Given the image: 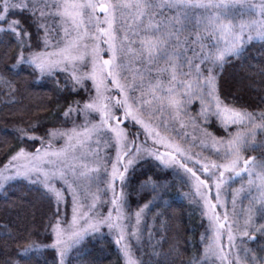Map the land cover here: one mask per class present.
I'll return each mask as SVG.
<instances>
[{
  "label": "snow or ice",
  "instance_id": "obj_1",
  "mask_svg": "<svg viewBox=\"0 0 264 264\" xmlns=\"http://www.w3.org/2000/svg\"><path fill=\"white\" fill-rule=\"evenodd\" d=\"M123 7L129 5L107 0L86 3L65 0L62 4L57 0H0V78L7 77L15 83L16 77L24 75L28 78L25 83L29 90L50 91L58 105L63 102L56 117L61 127L49 126L42 120L30 122L19 129L18 142L11 150L0 155V199L8 200L16 196L14 189H20L30 196L38 194L47 205L46 222L36 232L11 220L0 224L5 232L3 247L20 246L14 250V256L0 260V264H74L73 254L82 251L78 246L85 241L114 244L118 260L136 264L130 259V243L140 234L143 211L149 205L145 203L133 214L128 199L130 192L125 190L132 186L145 188L150 174L154 175L157 169L167 175L181 176L188 185L189 197L195 200L202 220H207L201 225L205 239L209 231L214 234L209 248L218 256L220 264L226 259L221 238L226 234L227 246L233 248L237 229L248 237L242 243L256 245L245 249V255L251 256L249 264H264V223L253 221L249 213L243 225L238 226L234 215H229L223 193V187L233 176H240L241 172L252 175L250 160L255 161V157H244L242 149L249 139H255L257 129L264 132V84L257 105L261 109L259 113L246 110L240 104V97L225 91L221 85L224 66L246 64V54L257 47V41L260 42L257 51L264 55V20L253 36L252 24L237 26L228 20L227 10L231 5L223 0L220 3L147 0L131 5L143 10L139 17L145 35L134 32L133 39L126 33L118 43L112 30L114 12ZM249 7L258 8L264 17V0ZM177 8L213 9L214 13L206 23V45L199 34L194 41L185 40L183 47L177 38L173 46L180 47L176 55L184 59L173 67L165 94L159 80L153 84L146 78L151 68H144L143 72L137 68L129 78L121 71L117 57L121 51H133L132 45L138 43V59L153 64L161 49L167 47L172 31L168 36L148 39L149 30H153V36L160 31L152 16H164L167 21L165 11ZM98 13L103 14V20ZM144 16L148 17L146 26ZM61 17L64 21L57 27ZM87 24L94 26V34ZM102 24H107V28ZM178 73L184 79L178 81ZM193 75L195 86L188 83L180 98L173 99L177 93L175 85L183 84ZM260 75L264 77V64ZM157 92L161 93L159 97ZM245 122L247 137L232 130V125ZM189 124L197 139L203 137L204 141H210L207 145L201 142L202 150L207 149L206 154L181 146L190 142L184 131ZM74 141L81 147L94 141L97 147L103 145L114 150V160L106 152L96 161L98 166L94 171L102 169L103 179L96 183L95 192L78 183L80 173L72 162L76 157H70ZM155 179L159 182L160 178ZM260 180L264 187V176ZM109 191L110 199L107 198ZM232 203L234 211L235 197ZM258 211L264 217V197ZM41 236L43 239H39ZM139 264H150V261L141 260ZM188 264H200L199 257ZM202 264H208L207 260ZM229 264H238V261L229 260Z\"/></svg>",
  "mask_w": 264,
  "mask_h": 264
},
{
  "label": "trees",
  "instance_id": "obj_2",
  "mask_svg": "<svg viewBox=\"0 0 264 264\" xmlns=\"http://www.w3.org/2000/svg\"><path fill=\"white\" fill-rule=\"evenodd\" d=\"M256 43L257 47L246 54L248 57L246 64L233 66L232 63H228L224 66L221 72L223 77L221 85L225 91L239 96L240 104L246 110L259 113L261 109L257 105L260 103L261 88L264 84L260 68L264 64V55L257 51L260 42ZM26 80L28 78L24 75L16 77L15 83L7 77L0 78V155L11 150L18 142L19 129L27 127L30 122L42 120L49 126H62L56 117L63 102L58 105L56 96L50 91L29 90ZM246 125L247 122L244 125H232L231 128L247 137ZM242 155L255 157V160L264 159V132L257 129L255 139H249L244 145ZM251 162L253 161L250 160ZM156 176L160 178L159 182L156 181ZM149 180L143 189L138 186L126 189V192H130L128 199L133 214L143 208L145 203L149 205L140 244L134 246L137 258L139 261L148 260L150 264H188L194 257H199L202 264L204 254V247L200 242L202 223L200 219L198 221L197 218L190 219L188 206L178 198L184 184L178 175H167L159 169L154 175L150 174ZM14 191L16 196H10L8 200L0 199V224L11 220L19 223L21 227L29 226L32 232L38 231L41 223L46 222L45 201L36 193L30 196L28 192L20 189ZM132 201L136 203H131ZM259 217V223H264V217ZM4 236L5 232L0 229V260L14 256V250L20 247L19 245L3 247ZM39 239H43V236ZM78 247L82 251L73 254L74 264H124V259L118 260L114 244L85 241ZM253 247H256L254 243ZM120 255L122 256V253Z\"/></svg>",
  "mask_w": 264,
  "mask_h": 264
},
{
  "label": "rangeland",
  "instance_id": "obj_3",
  "mask_svg": "<svg viewBox=\"0 0 264 264\" xmlns=\"http://www.w3.org/2000/svg\"><path fill=\"white\" fill-rule=\"evenodd\" d=\"M58 3H64L65 0H57ZM68 2L75 3H86L87 0H68ZM109 3L117 4V5H129V7L117 8L114 12V22H113V34L117 37V42L120 43L123 41L124 35L127 33L129 37L135 39L133 33H139L140 36H144L145 32L140 27V17L139 13L143 11L142 9L131 7V5L143 4L147 2V0H107ZM158 3L159 0H156ZM202 3H209L210 0H199ZM214 3H220L221 0H211ZM224 3L231 5V7L227 10V18L228 20H232L237 26L241 23L245 25L252 24L253 30L252 35L255 36L256 29L259 27V24L264 17L260 15V11L258 8L253 9L250 8L249 5H258L260 0H223ZM213 9H204V8H177L170 9L165 11V15L168 17L167 21L164 16H156L153 14L152 21L154 24L160 25V31L155 32V36H153V30H149L146 35L148 39L154 40L159 36H168V32L171 30L172 35L168 36V45L166 48H162L161 52L154 58L155 62L151 65L146 62H142L138 59L139 52V44L132 45L133 51L124 52L121 51L118 53L117 63L121 65V71L126 73L129 78L135 75L137 68H140L143 72L144 68H151L152 71L150 73H146V78H150L151 82L155 84L157 80H159L164 85V93L167 92L168 80L170 78V74L175 65H179L181 61L184 59L183 56H177L176 54L180 52V47H183L184 41H194L196 35L199 34L204 37V43L207 44V32L205 31L206 23L208 18L213 15ZM103 20V14L98 13ZM85 20H87V15H85ZM144 26L148 23V17L144 16L143 18ZM64 18L61 17L57 22L56 26L59 27L61 23H63ZM102 27L107 28V24H102ZM174 26V29H173ZM86 27L91 31L92 34L95 33V28L92 24H87ZM195 30L193 33L192 31ZM247 30V29H246ZM73 38L75 37V33L72 34ZM179 40L180 47H174V43ZM189 46H192L191 44ZM106 47V45H104ZM198 47V45H197ZM207 51V48H205ZM105 58H107V53L104 54ZM147 53H145V61H146ZM156 69H161L162 71H156ZM139 79V77H137ZM184 79L180 73H178V81ZM196 78L193 75L190 80H184L183 84H177L175 87L177 88V93L173 99L180 98V94L184 91V88L188 83H192L195 86ZM156 95L159 97L161 95L160 92H157ZM149 101H151V97H148ZM167 102V101H165ZM246 123V122H245ZM159 130V129H157ZM179 130V126H178ZM184 131L187 133L189 138V143L182 144V147L189 148L193 152H202V154L207 153V149L202 150V141L203 144H210V141H204L203 137L200 139L196 138V133L193 130V127L189 124ZM170 133H162V135H169ZM175 139V137H173ZM180 143V141H176ZM63 144V141H60ZM74 149L70 153V157L74 155L76 159L72 161L79 171L80 176L78 178V183H80L83 187L90 188L92 192L96 191V183H98L101 179H103V170L101 169L99 172L94 171L97 168L96 161L98 159H102L106 152H110L112 154V159H115L114 150L111 148H105L103 145L97 147L94 141H88L85 143L83 147L77 144L75 141ZM221 151H223V147H221ZM253 165L252 167V175L249 176L247 172H241L240 176H233L232 180L228 185L223 187V193L225 194V198L227 200V209L230 216L234 215L235 220L237 221L238 226H242L245 218L251 213L253 221L259 223L260 213L258 209L261 207V199L264 197V187L261 186L260 177L264 176V159L255 160L250 163ZM86 166V167H85ZM51 167V166H49ZM181 182L184 184V189L178 195V198L184 202L188 206V215L190 219L197 218L201 220V223L206 224L207 220H202L200 211L195 203L194 199L189 197V187L185 184L181 178L178 176ZM249 180L252 182L250 183ZM118 183V182H117ZM126 191V190H125ZM214 191V190H213ZM85 195H89L87 191ZM233 197H235V208L233 211ZM107 198H111V192L109 191L107 194ZM88 203H91V198L89 195ZM86 210V206L85 209ZM147 214V208L144 209L142 215V222L139 229L138 237H133L130 243V259L135 261L136 264H139V259L135 253L134 246H139L140 237L142 235L145 218ZM68 217L70 220L71 217V208H68ZM232 221L230 220L229 223ZM198 223V222H197ZM200 223V224H201ZM234 247L229 249L227 242V235H223L221 238V243L223 245V252L226 254V259L224 264H229V260L238 261V264H249L251 256L245 255L246 248H252V243H242L243 241H248V237L242 236L237 229L234 231ZM214 234L209 231L207 233V237L205 239V230L201 228V237L200 242L204 247L203 261L207 260L208 264H211L213 260L216 261V264H220V260L218 256L209 248V245L213 243ZM231 255H228V254ZM123 256V254H122ZM125 264V260H124Z\"/></svg>",
  "mask_w": 264,
  "mask_h": 264
},
{
  "label": "water",
  "instance_id": "obj_4",
  "mask_svg": "<svg viewBox=\"0 0 264 264\" xmlns=\"http://www.w3.org/2000/svg\"><path fill=\"white\" fill-rule=\"evenodd\" d=\"M101 14V13H100Z\"/></svg>",
  "mask_w": 264,
  "mask_h": 264
}]
</instances>
